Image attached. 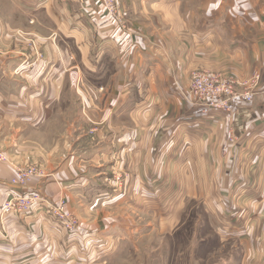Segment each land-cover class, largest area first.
I'll use <instances>...</instances> for the list:
<instances>
[{
    "label": "crops",
    "instance_id": "crops-1",
    "mask_svg": "<svg viewBox=\"0 0 264 264\" xmlns=\"http://www.w3.org/2000/svg\"><path fill=\"white\" fill-rule=\"evenodd\" d=\"M118 4L126 28L110 23L100 0H50L35 9L50 25L46 37L28 34L42 48L41 61L37 48L17 38L7 56L0 29V147L9 159L0 162V264L101 263L99 252L129 234L119 222L87 220L100 214L99 198L120 195L97 189L110 167L112 175L125 167L132 184L167 185L161 201L174 185L183 211L187 200H202L209 215L224 217L219 232L244 235L247 252L258 254L257 241L264 240V0H206L190 13L183 0ZM196 70L242 81L257 73L260 87L252 103L237 102L231 113H204L182 95ZM72 110L96 126L75 128L66 120L69 135L76 134L62 136V150L72 153L51 158V148L24 131L5 138L6 127L26 125L38 133L48 117L65 119ZM33 164L55 172L52 179L13 185ZM32 194L47 203L65 198L79 217L77 233L59 227L41 203L28 215L4 214L10 199Z\"/></svg>",
    "mask_w": 264,
    "mask_h": 264
},
{
    "label": "rangeland",
    "instance_id": "rangeland-1",
    "mask_svg": "<svg viewBox=\"0 0 264 264\" xmlns=\"http://www.w3.org/2000/svg\"><path fill=\"white\" fill-rule=\"evenodd\" d=\"M49 1L0 0V29L4 28L5 34L2 38L6 39V47L8 50L10 49L7 56H11V52L16 49L15 38H17V40L24 41L27 48H37L39 54L42 55L40 61L45 59L42 48L39 45L36 46L28 34L38 32L42 37H46L47 33L50 34V31L47 30L50 25H47L45 13L43 11L34 12L35 9L47 5ZM51 1L55 2L56 0ZM183 1L184 10L190 13L196 11L206 0ZM120 14L122 26L126 28L121 9ZM38 21L41 22V25H38ZM42 47L44 48L45 45ZM70 62L74 63L73 58L70 59ZM29 64L25 62V65ZM66 94L71 97L73 95L69 90H66ZM75 96L80 99L77 93ZM65 116V119L56 120H54V116L48 117L47 124L40 127L42 130L38 133L26 125H23V128L16 125L11 128L6 127L8 135L5 138L15 135L17 131H24L34 140L40 143L44 142L46 146H49L51 158L59 157L62 153H72L74 148L71 151L69 149L62 150L65 147L63 144L65 137L62 136H69V139H73L76 134L73 131V134L69 135L66 120L70 118L71 126L75 128L80 125L88 128L96 126L92 123L93 119H87L83 114L80 116L77 110H72L71 114L67 113ZM70 130L72 131V129ZM0 151L5 153L4 148L2 150L0 147ZM6 157L8 158L7 154ZM94 168L91 166L87 170L94 172ZM29 169L36 172V178H41V180L52 179V175L55 174L51 169L48 171L39 164L28 165L24 170ZM111 171H113L111 167L109 170H104L97 189L100 194H116L114 191H117L120 195L117 198L108 199L109 196L99 198L96 207L99 208L100 214L86 217L89 223L101 218L109 223L119 222L123 225L120 231L124 232L128 227L129 234L124 233L122 236L126 240L118 243V246L116 245L111 251L109 248V250L105 249L99 252L101 263L98 264H264V240H260L261 243L257 241L259 245L256 246V249L260 250L258 254L253 251L248 253L247 250H251V243L244 239L245 236L219 232V228H223L224 217L209 215L202 200H187L183 211L181 209L182 201L174 198V185H169L165 191L168 200L161 201L162 191L167 185L150 183L148 187L138 182L132 184L128 181L127 177L129 176H125L128 173L125 167L120 168L118 173L113 175ZM123 173L125 174L123 175ZM93 175L95 176V174ZM62 199L65 200L68 211V203L65 198L61 197L56 203L62 202ZM68 213L70 218L77 220L80 226L78 215L70 211ZM51 215L56 224L64 229L59 217ZM227 222H229V218H226ZM257 258L258 260H256Z\"/></svg>",
    "mask_w": 264,
    "mask_h": 264
},
{
    "label": "built area",
    "instance_id": "built-area-1",
    "mask_svg": "<svg viewBox=\"0 0 264 264\" xmlns=\"http://www.w3.org/2000/svg\"><path fill=\"white\" fill-rule=\"evenodd\" d=\"M100 2L109 21L121 26L118 0H100ZM260 81L261 76L257 73L250 79L242 81L233 74L196 70L191 74L188 90L182 95L188 105L198 108L204 113L214 111L231 113L235 103L250 104L253 102L260 87ZM0 162H9L6 154L1 151ZM35 174L36 172L30 169L22 170L12 180V184L26 186L36 178ZM62 200L60 203H47L39 194L16 196L6 203L3 212L6 215L12 213L28 215L35 205L41 203L47 207L51 214L59 217L65 230L69 233H77L79 223L70 218L65 200Z\"/></svg>",
    "mask_w": 264,
    "mask_h": 264
}]
</instances>
